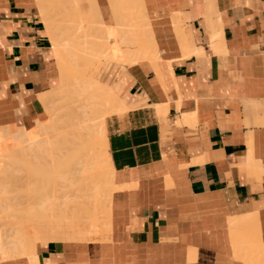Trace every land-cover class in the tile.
<instances>
[{
    "label": "crops",
    "instance_id": "obj_1",
    "mask_svg": "<svg viewBox=\"0 0 264 264\" xmlns=\"http://www.w3.org/2000/svg\"><path fill=\"white\" fill-rule=\"evenodd\" d=\"M94 1L114 26L108 1ZM36 4L0 0V128L44 121L39 96L60 78ZM142 4L158 59L106 69L101 60L92 70L126 107L105 118L114 172L108 237L39 242L36 262L264 264L256 245L264 243V0Z\"/></svg>",
    "mask_w": 264,
    "mask_h": 264
},
{
    "label": "bare ground",
    "instance_id": "obj_2",
    "mask_svg": "<svg viewBox=\"0 0 264 264\" xmlns=\"http://www.w3.org/2000/svg\"><path fill=\"white\" fill-rule=\"evenodd\" d=\"M45 1H47V0H36V2H37L36 5H38L41 17L44 20V23L46 24L47 30L49 31V35H50V39H51V43H52V46L54 49L55 56L57 58H59V60L62 61L63 66H64L63 68H61L62 70H61V74H60V78H59L57 86H55L53 89H51L50 91H48L46 93L44 92V94H40V96H39L41 102L43 103V105L46 108V109L45 108L44 109L47 110V115L49 117H50V115L48 114V112L50 111V110H48L49 107L54 102L58 101V99H59L58 94L63 92L67 88V86L69 85V82H70L69 80H71L73 77L72 72L75 70V68H73V66L68 61H66L67 57L77 56L78 59L80 61H82L86 67L87 66L93 67V65L95 63H97L98 61L106 60L107 63L105 65V69L111 61L118 62L121 64L122 63L132 64V63L136 62L137 60L143 59V58H150L153 61H155L156 58L158 59L159 53L158 54L156 53L157 47L155 48L156 44L154 45V43H153V42H155V40H153L154 38H152V36H151V32L149 29V23L147 21L148 16H145L144 12L146 10L145 11L143 10L144 6H142L143 5L142 0H107L109 3L110 10L113 14L114 21H115V25L110 26V27L103 23V21L101 19V15L99 14V10L94 8L95 11L93 10V13H92L91 8L94 7L93 5L95 3H94V0L93 1L89 0V3L92 1V3H94V4H92V3L89 4L92 6V7L91 6L89 7L90 8L89 10H91L90 12L92 14L89 12L90 14H87V15H88V18L90 15V19H91V15L93 16L95 14V12L97 11L95 15L98 18L99 27H97V28H99V30L97 31V33H95V34H97V37L94 36V38L96 40H95V42L91 43V47L88 46V44L90 45V43L85 40V42L77 44V46L84 44V46L81 49H77V50H74L75 48L73 47V45L75 43H68V42L62 43L61 42L62 40L58 38V33H57L58 31L56 32V29L54 30L55 27L51 26V17H50L51 14L49 12H50V9L52 7L49 4L46 5L47 2H45ZM62 1L63 0H59V2H61V3H62ZM68 1H70V0H68ZM71 1L69 3L71 5L73 4L72 6H74V7H72V10H73L72 14L74 15V17L76 19L75 20L72 19V21H71V18L73 16V15H71L66 19V24L73 22V26H74V21H78V20H80L82 22L86 21L87 16L85 15L86 16V17H84L85 19L82 18L84 16V14L82 15V13H80V11H79L80 8L78 5V1L77 0H71ZM61 3H60V6L63 7V5H61ZM71 5H70V7H71ZM95 7H96V5H95ZM95 15H94V18H95ZM66 17L67 16H65V18ZM90 19H88L86 21V23H88V22L93 23V20L91 21ZM68 21H70V22L68 23ZM75 23H77V22H75ZM177 23H178V21H177ZM95 24H97V22ZM176 25L179 26V24H176ZM70 26H72V24ZM178 26H177V28H179V31L177 30V32H178V34H180L179 36H181V35H183L184 32L182 30H180V26L179 27ZM61 27H62V25H61ZM61 27H58V29ZM66 29L68 30V27ZM88 29L90 30V27ZM88 29L86 30L87 33H88ZM91 29L95 30L94 28H91ZM79 31H80V29H79ZM180 31H182V32H180ZM152 34H153V32H152ZM76 36L83 38V39H87L90 37V34H86L84 32L81 34H77ZM182 37H184V36H182ZM187 37L185 36L184 38H187ZM179 38H181V37H179ZM184 42H186V41H184ZM182 43H183V41H182ZM95 45L97 46V48L94 49L93 46H95ZM70 46H72L73 50H68V47H70ZM183 46H185V47H183V49H184V48H186L187 44H183ZM187 48H189V47H187ZM187 50H188V53L192 51V50L189 51L190 48ZM197 50L194 49V51H197ZM184 51H185V49H184ZM194 51H192V52H194ZM185 52H187V51H185ZM196 54H197V52H196ZM150 59H149V61H150ZM103 67H104V65H103ZM96 68H97V66H96ZM90 85L95 86V88H96L95 94L94 95L79 96L78 98L80 101L78 99L74 100V101H76V103H74V101H73V103L76 106L74 104H69L68 106H64V107H66L65 110L67 109L66 111L64 110V107L62 108V111L60 109H58L59 112H62L61 115H59L58 114L59 112H57V111H56L57 113L55 111H52L53 106H51L50 109L52 111L51 112L52 114L49 112L51 114V117L49 118L50 120H46V121H42V122H39L37 120L38 122L36 121V124L29 129L19 127L17 129L7 128L5 130V127L0 128V157H1L0 159H2V156L5 157V155H6V157L10 156V159L13 157L12 160H9V158H6V159H8L9 162L10 161L12 162L14 157L15 158L17 157V156H14L15 154H13V153H16V154L18 153V154H20L19 156L22 157V158H20L18 156L21 160V161H19V165H20V167H22L25 165V163H24V165L22 164V166H21L20 162L25 161V159L28 163H30V165H33V163H35V162L40 163L42 161L41 157H45L46 159L50 158V160L55 163L53 165L55 166L56 169H58L59 166L62 168L64 167V169H62L61 171H60V168H59V170L53 169V171H55V170H56V172H59V171L62 172L63 171L61 173V176H63V179L61 177V180L67 179V180L63 181V184L65 182L66 183L65 186H66L69 183L67 185V187H69V185H70L69 189L71 192L76 187V185H78V182H80V185L82 186V182L85 180L82 181L81 178L88 179L86 177H89V176H90V179H88V180H91L93 178V180L95 181V183H94V181L92 180V183H94V186H95V187L94 186L93 187L96 188V186H97L96 189H93L92 187L91 188L93 190L88 189L87 190L88 193H81V187H79L80 185H78L77 187H78V190L80 192L76 188L74 190L75 193L72 194L73 195L72 198L70 196L67 198V196L69 195L70 192H67V189H68L67 187H63L64 185L63 186L61 185L60 188L64 194H62L60 191L59 195H58V196H60L59 199L62 201V202L60 201V203H61L60 209H58L59 208L58 205H60V204H57L59 201H56L57 203H55L53 201H47L45 199L47 201V205H46V203L44 204V202H41V201H40L41 204L43 203L42 205L40 204L41 206L40 205L39 206L34 205L35 204L34 203L33 204L34 205V212L31 211V213H29V214L24 213L25 208L22 209V207H20V209H22L24 211L23 212L24 214L21 212L23 214L22 216L20 215L21 213L18 215L17 212H15L16 213L15 214L13 211L12 213H14L15 215H18L17 218H20V216H21L20 220L22 222H24V224L22 225L23 228L27 225H31L32 222H33V224L36 222L35 223L36 226H35V228H33L34 227L33 224L31 225V227L27 226L28 230H30L31 232L27 231V227H26V229L23 230L25 233H23L21 231L22 229L18 230L17 234L19 233V231L22 232V233L20 232L21 235H19V237L23 235V237L19 240H13L15 238L12 236L14 234V232H12L13 234L11 233L12 235L10 234L9 236H12L13 239L8 238L7 240H5V243L2 242L5 245L0 242V253L2 252L3 254H5L2 257H5L6 259L25 256L31 261L32 264H37L36 257L38 254L36 255V245L39 242L42 243V242L47 241V240L91 241V240H95V239H98L101 237L104 239L108 237L106 235L109 232V215H110V209H111L110 208V199L112 197L111 194H112V191L114 188L113 187V173L114 172H113V168H112L111 163H110L109 153L107 150L108 147H107L105 118L111 114L123 112V110H125L126 107H125L122 99L120 98V96L113 90V86L110 84L104 83L100 77L98 78L97 82H95L94 84L92 83ZM77 101L80 103L78 106H77V104H78ZM259 101H260V99H259ZM255 106L258 107V105H255ZM255 106H254V108H255ZM61 107L59 106V108H61ZM55 108L57 110V107H55ZM252 108L253 107H251L249 109V112ZM254 108H253V110H251V111H253V113H255ZM255 111H256V109H255ZM256 112L258 113V111H256ZM262 114L264 115V112ZM262 121H263V119H262ZM35 131L36 132L37 131L38 132H52V134L49 137V139L39 140V139H37V134L35 133ZM30 132L32 134H30ZM40 144H43V145L47 144L48 148L47 147H41ZM98 152L102 153L104 155L103 165H102V162H100V161H99V163H97L98 161H96V163L94 164L95 156H96V154H98ZM23 158H25V159H23ZM2 160H4V158ZM53 162H51V163H53ZM48 164L49 163H47V161H46V163L41 164V167H43L42 165H44V166L46 165V167H44L42 169L47 168ZM57 164H58V166H57ZM92 164H94V166L99 165V166H97V167H99V170H97L98 173L96 172L97 174L95 173V170H94V172L91 170L92 168L93 169L97 168V167L94 168V166ZM53 165L51 164L50 166L52 168H54ZM28 166L29 165H27V167ZM91 166H93V167H91ZM34 167H36V165ZM259 167H260V165H259ZM23 168H25V167H23ZM88 168L90 170H88ZM65 169L67 170V172L64 174L65 175L64 176L62 174L65 172L64 171ZM86 171H87V173H86ZM91 171L95 174V177H94V174L91 173ZM88 173L89 174L91 173L92 176L88 175ZM73 174H75L77 179L74 178L75 176ZM76 174L80 175V178ZM69 176L71 178L68 179ZM72 177H73V179H72ZM96 177L98 179L97 181L95 180ZM72 180H75L77 183L75 181L73 183ZM70 182H72V183H70ZM100 184L104 186V188L102 190H100L101 189ZM32 189H34V188L31 186V190ZM89 190L90 191L92 190V191L90 192ZM104 190L106 191V193H103ZM65 192H67L68 194H65ZM82 192H84L83 189H82ZM77 193L78 194L80 193L81 195H77ZM37 194L40 196L39 193H37ZM60 194H62L63 196H61ZM103 194H104V196H102ZM29 196H31L33 198L32 195H29ZM56 197H55V199H57ZM61 197H62V199H61ZM73 198L76 199V201H73ZM41 199H42V201H44V197ZM84 199H86V202H87L89 215L87 217V222L83 223L82 222L83 218L81 217V212L83 209L82 206L84 205V201H85ZM32 200H29V201L31 202ZM36 203H38V202H36ZM33 205H32V207H33ZM28 206H30V205L28 204ZM56 206H58V207H56ZM61 207H62V209H61ZM35 208L39 209V211ZM44 208H47V209H44ZM5 209H6V207H5ZM5 209L3 207V211ZM14 209L16 210V208H14ZM27 209H30V208H27ZM31 209L33 210V208H31ZM52 209L54 211H52ZM22 210H20V211H22ZM9 211H11V210H9ZM20 211H18V212H20ZM100 212L103 213V216H101L99 218L98 214ZM32 214L34 215V217ZM5 215H6V213H5ZM10 215H11V213H10ZM24 216H26V218L27 217L29 218V216H30L31 218H29V219L33 220V221L30 222L28 220L30 222V224H28V222L25 221L27 219L22 218ZM5 217H7V216H5ZM5 219H6L5 221L8 224L7 218H5ZM11 219H13L12 215H11ZM40 219H45V220H40ZM13 221H15V218ZM21 221H19V222H21ZM39 221H41V222H39ZM19 222H17V223H19ZM21 224L22 223H20V225ZM25 224H27V225H25ZM13 225H14V223H13ZM13 225H12V227H13ZM20 225L18 224V227H21ZM12 229L14 231V229H17V228L13 227ZM26 232H28V234H26ZM103 236H105V237H103ZM15 237H18V236H15ZM256 238H257V236H256ZM261 244L262 243H259V246H258V244H256L258 251L255 249L256 246L254 247V249L257 251L258 254L260 252L264 251V248H263L264 243L262 244V246H261ZM258 257H259V255H258ZM5 258H3V259H5ZM3 259H1V260H3ZM37 261H38V259H37Z\"/></svg>",
    "mask_w": 264,
    "mask_h": 264
},
{
    "label": "rangeland",
    "instance_id": "obj_3",
    "mask_svg": "<svg viewBox=\"0 0 264 264\" xmlns=\"http://www.w3.org/2000/svg\"><path fill=\"white\" fill-rule=\"evenodd\" d=\"M64 1V0H63ZM62 1V3L61 2H59V0H49L48 1V4L52 7L51 9H50V17H51V26L52 27H54V23H56V21L59 23V24H61L62 25V27L61 28H64V29H66L67 27H68V30L66 29V30H62V34L60 35V34H58V38L59 39H61L62 41V43H75L74 45H73V47L75 48L74 50H77V49H81L83 46H84V44L83 45H79V46H77V44H79V43H83V42H85V40L87 41V42H89L90 43V45L88 44V46H90L91 47V43H93V42H95V38H94V36H96L97 37V34H93L92 32H91V28H93V27H99V23H98V18L96 17V12H95V18H94V15L92 16L91 15V19H90V15H89V18H88V15L87 14H90L91 12V10H89L90 8V6L91 5H89V4H91L92 3V1L89 3V0H77L78 1V5H79V11H80V13H82V15L84 14V16L82 17V18H84V17H86V19L88 20V19H90L91 21L93 20V23L91 22H88V23H86V21H80V20H78V22L77 21H74V26H73V22L71 23L70 21H68V23L70 22L71 24H72V26H70L71 24L69 23V24H66V19L69 17V16H71V15H73L72 13V7H74V6H72L69 2L71 1H68V0H65L64 2ZM83 1H86L87 2V4H88V7H84V6H82V4L81 3H83ZM72 2V1H71ZM60 3H61V5H63V7L62 6H60ZM94 3H95V1H94ZM94 3H92V4H94ZM71 5V7H70V5ZM53 5V6H52ZM60 6V7H59ZM94 7H92L91 9H92V13H93V10L95 11V9H97L96 7H95V4L93 5ZM95 8V9H94ZM98 10V9H97ZM90 12V13H89ZM91 13V14H92ZM86 15V16H85ZM65 16H67L66 18H65ZM53 18V19H52ZM55 18H56V20H55ZM79 18V17H78ZM72 19L73 20H75L76 18L74 17V15L72 16V18H71V21H72ZM85 19V18H84ZM83 19V20H84ZM97 19V20H96ZM69 20V19H68ZM55 21V22H54ZM48 22V21H47ZM75 22H77V23H75ZM97 22V24H95ZM90 23V24H89ZM89 26H88V25ZM66 25V26H65ZM68 25V26H67ZM79 25V26H78ZM59 27V26H58ZM90 27V30L88 29ZM110 27V26H109ZM83 28V29H82ZM71 29V30H70ZM79 29H80V31H79ZM88 29V33H87V30ZM84 30V31H83ZM99 30V28H97V31ZM79 31V32H78ZM56 32H57V30H56ZM86 33V34H90V37L89 38H87V39H83V38H80V37H78V36H76L77 34H81V33ZM95 33H97V32H95ZM93 48L95 49V48H97V46L95 45V46H93ZM68 50H73L72 49V46H70V47H68ZM57 58V57H56ZM95 58V57H94ZM57 60H58V63H59V68H60V71L62 70L61 68H63L64 66H63V63H62V66H61V64H60V62H62L61 60H59V58H57ZM66 61H68L72 66H73V68H75V70L72 72V74H73V77H72V79L71 80H69L70 82H69V85L67 86V88L63 91V92H61V93H59L58 94V97H59V99H58V101H56V102H54L51 106H53L52 107V111H57V112H59L58 111V109H60L61 111H62V108L64 107V106H68L69 104H74V103H76V101H74V100H79V96H82V95H94L95 94V86L94 85H90V84H94L95 82H97L98 81V78L99 77H97V76H93V72H92V70H93V68L95 67V65L97 64V63H100V61H98L97 63H95L94 65H93V67H91V66H85L84 65V63L82 62V61H80L79 59H78V57L77 56H72V57H67L66 58ZM111 62H113V61H111ZM123 64V63H122ZM73 101H74V103H73ZM80 101V100H79ZM78 102V101H77ZM82 102V101H81ZM60 104V105H59ZM80 103L78 102V104H77V106L79 105ZM57 105V106H56ZM75 105V104H74ZM51 106L49 107V109L48 110H50L49 112L51 113L52 111H51ZM59 106L61 107V108H59ZM76 106V105H75ZM45 107V106H44ZM55 107H57V110H56V108ZM55 108V109H54ZM65 108L66 107H64V110H65ZM46 109V108H45ZM67 110V109H66ZM65 110V111H66ZM46 111V114H47V110H45ZM64 111V112H65ZM48 112V114L50 115V117H51V114ZM56 112V113H57ZM63 112V113H64ZM61 113L62 112H59L58 114L59 115H61ZM48 115H46V118H45V120L44 121H46V120H50L49 118H50ZM22 128V127H21ZM7 128H5V130H6ZM15 129H17V128H15ZM34 132V131H33ZM35 133L37 134V139H39V140H46V139H49V137L51 136V134H52V132H36L35 131ZM34 133V134H35ZM30 134H32L31 132H30ZM40 146L41 147H47L48 145L47 144H40ZM48 148V147H47ZM5 154V153H4ZM9 154V153H8ZM12 154V153H11ZM13 154H15L14 156H17L16 158L14 157V159H13V161L11 162H9L8 161V159H6V158H9V160H12V158L10 159V156H8V157H6V155H5V157L4 156H2V159L4 158V160H2V159H0V242L2 243V242H4L5 243V240H7L8 238H12V236L15 238V239H13V240H19V239H21L22 237H23V235L22 236H20L19 237V235H21L20 234V232L22 231L23 233H25L23 230L24 229H26V227L28 226H30L31 227V225L33 224V222H32V224L31 225H27V224H25V225H27V226H25L24 228H23V224H24V222H22L21 220H20V218H21V216L24 214V213H26V214H29V213H31V211H33L34 212V205H40L41 204V202H44V204L46 203V205H47V201H53V202H55V203H57L56 201H59L57 204H60V205H58L59 206V208L58 209H60V206H61V203H60V196H58L59 195V192L61 191V185L63 186V187H67V185L69 184H67L66 186H65V182H64V184H63V181H65V180H67V179H65V180H61V177H62V179H63V176H61V173L63 172H60L62 169H64V167L62 168V167H58V169H56L55 168V166L53 165V164H55L53 161H51L50 160V158H45V157H41V160L43 161H41L40 163H37V162H35V163H33V165L35 166L36 165V167H34L33 165H30V163H28L27 161H26V159L25 158H23V159H25V161H23V162H20V164H21V166H22V164L24 165V163H25V165L24 166H22V167H20V165H19V161H21L20 160V158H22L21 156H19L20 154H16V153H13ZM20 158H19V157ZM1 158V157H0ZM6 159V160H5ZM103 159H104V155L102 154V153H99L98 152V154H96V156H95V162H94V164L96 163V161H98L97 163H99V161L100 162H102V165H103ZM15 161V162H14ZM46 161H47V163H49L47 166V168H45V169H42V168H44V167H46V165L44 166V165H42L43 167H41V164H44V163H46ZM51 162H53V163H51ZM39 164V165H38ZM53 165V167L54 168H52L50 165ZM94 164H92L93 166H94ZM27 165H29L28 167H27ZM63 165V164H62ZM91 165V164H90ZM50 166V167H49ZM57 166H58V164H57ZM93 166H91V167H93ZM97 166H99V165H97ZM97 166H94V168L95 167H97ZM23 167H25V168H23ZM39 167V168H38ZM59 168H60V171L59 172H56V170H59ZM53 169H56L55 171H53ZM67 169V168H66ZM64 170L65 172L62 174V175H64L66 172H67V170ZM88 170H90L89 168H88ZM87 170V171H88ZM93 172H94V170H95V173L97 172V170H99V167H97L96 169H91ZM87 171H86V173H87ZM91 171V173H93ZM69 172V171H68ZM85 173V172H84ZM91 173L89 174L88 173V175H91ZM98 173V172H97ZM96 173V174H97ZM94 174V173H93ZM67 175V174H66ZM70 175V174H69ZM74 176H75V174H73ZM77 175V174H76ZM82 175V174H81ZM85 175V174H84ZM65 176V175H64ZM73 176V177H74ZM77 176H79V178H80V175H77ZM92 176V175H91ZM73 177H72V179H73ZM94 177H95V174H94ZM65 178V177H64ZM69 178H71L70 176L68 177V179ZM74 178H76L77 179V177L75 176ZM78 178V179H79ZM85 178V177H84ZM86 178H88V179H90V176L89 177H86ZM75 179V180H76ZM82 179V181L83 180H85V181H83L82 182V186L80 185V182H78V185H80L79 187H81V193H88V189H96L97 188V186H96V188H94L95 186H94V183H95V181L93 180V178L91 179V180H88V179H83V178H81ZM75 180H72L73 181V183H74V181ZM92 180L94 181V183H92ZM96 181L98 180L97 179V177H96V179H95ZM70 181V180H69ZM68 181V182H69ZM79 181V180H78ZM90 181V182H89ZM67 182V181H66ZM76 182V181H75ZM99 182V181H98ZM97 182V183H98ZM70 183H72V182H70ZM77 183V182H76ZM75 183V184H76ZM93 184V185H92ZM78 185H76V187L72 190V192L70 191V185H69V187H67L68 189H67V192H70L69 193V195L67 196V198L70 196L71 198H72V194H74L75 193V189L77 188V190H78ZM96 185V184H95ZM101 185V184H100ZM99 185V186H100ZM31 186L34 188V189H32L31 190ZM73 186V185H72ZM94 186V187H93ZM98 186V187H99ZM36 187V188H35ZM39 187V188H38ZM62 187V188H63ZM92 187V188H91ZM104 188V186L103 185H101V189L100 190H102ZM66 189V188H65ZM64 189V190H65ZM82 189L84 190V192H82ZM92 189V190H93ZM91 190V191H92ZM106 190V189H105ZM103 191V193H106V191ZM44 191V192H43ZM66 191V190H65ZM74 191V192H73ZM79 191V190H78ZM90 191V190H89ZM90 191V192H91ZM95 191V190H94ZM67 192H65V194H68ZM80 192V191H79ZM108 192V191H107ZM37 193H39L40 194V196L37 194ZM61 193L62 194H64L63 193V191H61ZM62 194H60L61 196H63ZM90 194V193H89ZM29 195H32L33 196V198L31 197V196H29ZM77 195H81L80 193L78 194L77 193ZM76 195V196H77ZM44 197V201H42V199L41 198H43ZM57 196V197H56ZM65 196V195H64ZM75 196V195H74ZM102 196H104V194L102 195ZM41 197V198H40ZM55 197L57 198V199H55ZM78 197V196H77ZM33 199V200H32ZM47 201H46V200ZM61 199H62V197H61ZM66 199V198H65ZM29 200H32L31 202L29 201ZM85 201H84V205L82 206V212H81V217L83 218V220H82V222L84 223V222H87V217H88V215H89V213H88V207H87V202H86V199H84ZM41 201V202H40ZM69 201V200H68ZM67 201V202H68ZM73 201H76V199H74L73 198ZM36 202H38V203H36ZM62 202V201H61ZM35 203V204H34ZM51 203V202H50ZM28 204L30 205V206H28ZM34 204V205H33ZM43 204V203H42ZM41 204V205H42ZM56 204V205H57ZM26 205V206H25ZM32 205H33V207H32ZM40 205V206H41ZM49 205V204H48ZM58 206H56V207H58ZM3 207H4V209H5V207H6V211L4 210L3 211ZM20 207H22V209L23 208H25L24 210H25V212L22 210V209H20ZM14 208H16V210L14 209ZM27 208H30V209H27ZM31 208H33V210L31 209ZM38 208V207H37ZM37 208H35V209H37ZM11 210V211H9V210ZM22 210V211H20V210ZM27 209V210H26ZM44 209H47V208H44ZM61 209H62V207H61ZM38 211H39V209H37ZM50 210V209H49ZM48 210V211H49ZM9 211V212H8ZM14 211V213L15 212H17V214L19 215L21 212L23 213H21L20 215V218H17L18 217V215H15L14 213H12ZM18 211H20V212H18ZM36 211V210H35ZM37 211V212H38ZM47 211V212H48ZM52 211H54L53 209H52ZM58 211V210H57ZM41 212V211H40ZM5 213H6V215H5ZM10 213H11V215H12V218L13 219H11V215H10ZM33 215V214H32ZM38 215V214H37ZM5 216H7V217H5ZM14 216V217H13ZM16 216V217H15ZM27 216V215H26ZM26 216H24V217H22L23 219L25 218V219H27V220H25L26 222H28V224H30V222L31 221H33V220H30L29 218H31L30 216H29V218L27 217L26 218ZM39 216V215H38ZM42 216V215H41ZM98 216H99V218L101 217V216H103V213L102 212H100L99 214H98ZM33 217H34V215H33ZM5 218H7V221H8V224H7V222L5 221L6 219ZM14 218H15V221H13L14 220ZM17 219V220H16ZM19 219V220H18ZM22 219V220H23ZM37 219V218H36ZM35 219V220H36ZM10 220V221H9ZM30 222H29V221ZM40 220H45V219H40ZM19 221H21V222H19ZM10 222V223H9ZM16 222V223H15ZM17 222H19V223H17ZM25 222V223H26ZM39 222H41V221H39ZM13 223H14V225H13ZM20 223H22L21 225H20ZM36 223V222H35ZM33 224V228H35V226H36V224ZM11 224V225H10ZM18 224L22 227H18ZM12 225H13V227L14 228H17V229H14V231H13V227H12ZM28 227H27V231L28 232H31L30 230H28ZM32 228V229H33ZM20 229H22L21 231H19V233L17 234V232H18V230H20ZM26 231V230H25ZM12 232H14V234L12 233ZM21 232V233H22ZM28 232H26V234H28ZM13 235H12V234ZM12 235V236H9V235ZM17 234V235H16ZM9 236V237H8ZM15 236H18V237H15ZM11 240V239H10ZM47 241H49V240H47ZM47 241H44V242H47ZM4 243H2V244H4ZM10 244V243H9ZM5 245V244H4ZM2 254V255H1ZM3 255H5V254H3L2 252L0 253V256L2 257ZM2 258H5V257H2Z\"/></svg>",
    "mask_w": 264,
    "mask_h": 264
}]
</instances>
